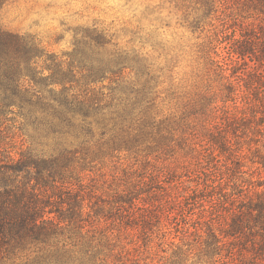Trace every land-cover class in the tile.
<instances>
[{
  "label": "rangeland",
  "instance_id": "1",
  "mask_svg": "<svg viewBox=\"0 0 264 264\" xmlns=\"http://www.w3.org/2000/svg\"><path fill=\"white\" fill-rule=\"evenodd\" d=\"M263 22L256 0L3 2L0 26L35 37L49 53L66 58L76 46L90 41L89 36L101 34L107 41V53L120 51L130 58L139 57L156 77L148 102L131 109L125 132L115 143L108 132L100 140L98 134L87 137L85 144L72 135L57 144L51 137L41 139L15 113L0 117L1 127L12 139V152L48 157L62 148L75 151L70 155L71 177L67 180L84 195L85 212L94 205L95 219L100 220V230L105 233L100 256H122L115 264L126 260V264L206 263L208 256L203 254L195 231L206 228L200 217V200H205L207 193L200 189L208 171L226 163V153L206 149V128L213 119L204 106L211 99L216 119L222 123L226 121L225 109L233 111L235 104L238 110L246 108V120L233 122L225 135L233 144L231 148L243 154L240 171L247 187L253 189L257 180H264V172L252 163L255 148L264 149L263 137L249 130L260 123L264 110V64L251 62L252 56L241 59L229 54L232 44L249 46L246 41L253 39L252 29ZM210 59L227 63L226 74L240 81V88L235 85L234 91L239 94L237 103L231 102L236 95ZM129 79L134 81V75ZM247 82L252 84H244ZM103 85L105 97H113L107 98L110 110L122 108L119 101L125 98L124 93L111 90L115 83L105 81ZM240 95L247 96L252 106L243 104ZM129 96L134 101L135 95ZM143 120L146 125L154 124L139 132L137 125ZM162 133L165 142L160 141ZM104 215L110 219L104 221ZM27 253L19 251L14 258Z\"/></svg>",
  "mask_w": 264,
  "mask_h": 264
},
{
  "label": "trees",
  "instance_id": "2",
  "mask_svg": "<svg viewBox=\"0 0 264 264\" xmlns=\"http://www.w3.org/2000/svg\"><path fill=\"white\" fill-rule=\"evenodd\" d=\"M4 1L0 0V8ZM256 3L264 15V0ZM257 29H252L253 39L246 41L249 46L237 48L232 44L230 56L241 59L252 56L251 62L264 64V24ZM89 39L81 47L76 46L66 58H60L47 52L35 37L0 26V117L15 113L41 139L51 137L57 144L68 135L80 138V143L85 144L87 137L98 134L100 140L108 132H111L109 140L115 143L125 132V120L131 117V109L146 101L156 77L151 66L139 57L130 58L120 51L107 53L104 49L107 41L101 34L91 35ZM210 62L235 94V85L240 88V81L231 80L226 74L227 63L214 59ZM130 75H134V81L129 79ZM261 76L264 79V73ZM105 81L116 84L112 91L124 93L125 98L119 101L122 108L110 110L112 104L107 98L113 97H105L101 92ZM130 94L135 95L134 101ZM235 95L230 99L233 103L238 102L239 94ZM240 96L241 102L247 105L248 97ZM245 109L238 110L236 104L233 111L225 109L226 121L222 123L216 119L212 99L204 106V111L213 119L206 128V149L226 153V163L221 165L224 169L212 167L200 189L207 193L205 200H200L203 206L200 217L206 228H195V231L203 254L208 256L205 264H264V180H257L253 189L247 187L240 171L243 154L231 148L233 144L225 135L233 122L246 120ZM106 110H110L108 114ZM146 123L143 120L137 125L139 132L154 124L153 121ZM249 130L262 135L260 141L264 148V110L260 123ZM159 138L167 141L163 133ZM10 142L12 139L0 125V264L122 261V256H100L99 247L105 244V233L100 230V220L95 219L94 205L87 206L90 211L85 212L84 195L81 190H74L67 180L71 177L70 155L75 151L62 148L57 154L37 157L28 151L12 152L14 146ZM254 153L255 169L264 172V149L260 151L256 147ZM103 218L110 219L105 215ZM19 251L28 253L16 259ZM173 264L181 263L174 261Z\"/></svg>",
  "mask_w": 264,
  "mask_h": 264
}]
</instances>
